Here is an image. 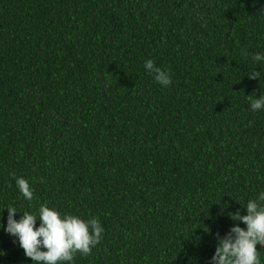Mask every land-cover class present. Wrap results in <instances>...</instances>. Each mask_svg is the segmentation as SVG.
<instances>
[{"label": "trees", "instance_id": "1", "mask_svg": "<svg viewBox=\"0 0 264 264\" xmlns=\"http://www.w3.org/2000/svg\"><path fill=\"white\" fill-rule=\"evenodd\" d=\"M258 53L264 0H0V264H35L7 208L44 204L104 229L64 264H212L264 192Z\"/></svg>", "mask_w": 264, "mask_h": 264}, {"label": "clouds", "instance_id": "2", "mask_svg": "<svg viewBox=\"0 0 264 264\" xmlns=\"http://www.w3.org/2000/svg\"><path fill=\"white\" fill-rule=\"evenodd\" d=\"M242 54L247 55L246 50ZM253 60L264 61V55L255 54ZM144 67L149 74H155L154 78L160 85H171L170 72L157 67L153 60H147ZM260 74L254 71L248 79H256ZM249 99L252 100L253 112L264 108V94L259 99H252V96ZM11 175L24 198L32 201L34 190L29 182L17 178L14 172ZM261 202H264V192L248 201L246 216H241L239 212L229 214L236 226L223 238L217 234L218 245L212 264H261L257 247H264V203ZM7 210V233L19 238L25 255L35 264H64L72 262L77 254L90 255L92 249L100 243L104 232L98 219L85 221L73 215L62 216L47 204L39 208V219L35 214L24 212L17 222L16 209L11 207ZM37 220L41 222L39 228L36 227ZM241 222L247 226L246 230L239 226Z\"/></svg>", "mask_w": 264, "mask_h": 264}]
</instances>
